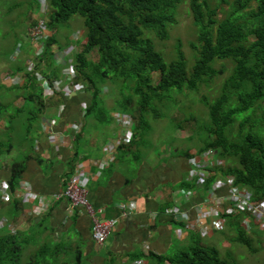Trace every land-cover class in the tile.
Listing matches in <instances>:
<instances>
[{"label": "crops", "instance_id": "crops-1", "mask_svg": "<svg viewBox=\"0 0 264 264\" xmlns=\"http://www.w3.org/2000/svg\"><path fill=\"white\" fill-rule=\"evenodd\" d=\"M63 79L52 80L61 81L63 91L52 96L58 100L54 104L49 105L45 98L43 111L28 133V115L20 110L34 106L26 104L23 96L31 88L26 87L25 76L11 80L1 72L0 184L9 188V197L4 199L0 185V229H6L2 237L12 235L11 227L16 228L19 238H29L28 249L47 247L58 264H74L77 254L81 255L80 264H143L190 247L194 238L200 237L198 229L192 228L196 220L193 206L209 195L206 184L191 178L192 165L186 153L154 144L144 148L141 135L134 137L135 122L122 124L118 118L123 113L112 108L115 104L105 103L110 115L107 122L86 110L83 113L92 102L91 92L78 91L65 76ZM14 90L21 94L12 95ZM108 142L115 147L106 150ZM79 163L84 166L82 179L89 203L103 209L102 218L116 220L103 245L93 241L92 222L84 208L76 207L70 213L68 203L55 198ZM17 164L23 172L12 184ZM213 173L210 178L220 181L215 195L222 198L221 207H228L229 201L223 199L231 190L227 175L218 166ZM22 182L29 183L30 189L22 188ZM187 189L194 191L189 200L183 197ZM39 205L44 211L32 213ZM119 205L125 206V215ZM173 205L186 212L188 221L172 218L169 208ZM240 214L246 215L243 220L252 218L245 211ZM225 220L222 231L231 227L228 217ZM209 222L212 217H207L205 223Z\"/></svg>", "mask_w": 264, "mask_h": 264}, {"label": "trees", "instance_id": "trees-1", "mask_svg": "<svg viewBox=\"0 0 264 264\" xmlns=\"http://www.w3.org/2000/svg\"><path fill=\"white\" fill-rule=\"evenodd\" d=\"M47 1L52 9L48 18L50 30L75 15L85 19L86 44L81 52L75 53L74 61L75 81L86 84L92 95L87 114L97 115L107 122L110 115L106 112L104 97H113L115 90L112 108L132 118L136 124L134 137L141 135V141L146 135L145 128L150 127L148 114L153 112L161 116L154 106L166 99V93L172 89L196 91L203 83L213 82L224 73L223 69L216 68L214 61H230L232 70L218 97L213 102L205 98L210 139L199 152L216 150L218 157L225 161L218 166L221 173L234 176L236 185L250 189L254 199H264V0H232L230 13L219 22L213 17L216 8L210 9L199 0H190L199 53L191 75H188L181 49L178 59L166 64L152 39L145 36L148 31L161 40L168 39V27L176 22L174 16L181 0ZM219 1L227 4L229 0ZM52 35L44 43L43 53L54 44ZM93 51L98 53L96 61L88 57ZM154 74L159 75L158 80L154 79ZM25 78L26 87L31 88L25 102L34 106L20 111L28 115L27 130L31 133L34 121L43 111L44 95L35 76L26 75ZM108 82L112 84V93L103 97L102 86ZM116 85L120 86V94ZM237 122L239 128L234 132L232 128ZM185 153L188 157L195 154L189 150ZM19 165L14 166L12 184L22 175L23 168ZM214 178H209L205 186ZM245 217L239 213L229 215L228 220L237 231L234 240L254 251L255 238L242 225ZM261 233L264 231L255 232V235ZM29 243V238L22 239L16 234L1 237L0 264H58L52 260L47 247L35 248L28 261L22 262ZM153 259L157 264H240L234 259L222 258L218 248L204 245L201 237H195L187 249ZM80 262L81 255L77 254L74 264Z\"/></svg>", "mask_w": 264, "mask_h": 264}, {"label": "rangeland", "instance_id": "rangeland-1", "mask_svg": "<svg viewBox=\"0 0 264 264\" xmlns=\"http://www.w3.org/2000/svg\"><path fill=\"white\" fill-rule=\"evenodd\" d=\"M41 1L45 0H0V75L1 72L2 74L7 73L11 80L20 75H33L35 77L41 75L50 80L53 78L63 79V70L69 63H76L74 61L75 53L81 52L85 47L87 35L85 19L80 15H75L66 22L56 24L55 28L50 30L48 18H50L52 9L48 2V14H43ZM199 2L205 3L210 9L216 8L217 13L213 17L219 22L228 16L233 1L229 0L227 4H221L219 0H199ZM174 18L175 24H170L168 27V39L161 40L154 33L148 31H145V36L152 39L155 49L161 53L166 64L177 60L178 51L181 49L187 64L188 75H191L199 53L196 51V47L198 48L197 27L194 25L191 16L190 0H181ZM42 20L46 21L49 37L53 33L54 38V44L47 48L44 53L45 39H35L29 32L33 25H37ZM77 32L82 36L79 42L75 40ZM39 46L42 47V53L39 54L41 56L36 57L40 51ZM72 46L73 48L70 49ZM66 50L68 54L64 53ZM88 57L90 60L96 61L98 53L93 51ZM214 65L218 69H223L224 73L213 82L203 83L196 91L186 89L181 92L172 89L166 93L167 97L162 103L153 105L155 109L160 111L161 116L157 117L153 112L148 114L150 127L148 130L145 128L144 148L148 149L154 144L156 148H165L167 151L185 153L189 150L195 154L199 153V149L204 146L206 140L210 139L206 128L209 123V110L205 105V98L213 102L218 97L221 86L230 75L233 66L228 60L214 61ZM158 78L159 75L154 74V79L158 80ZM6 81L9 82L8 79ZM62 81L65 82L64 79ZM111 85L108 82L107 85L102 86L104 94L112 93ZM120 86L122 88V84ZM120 86H115L118 94H120ZM36 90L38 89L36 88ZM29 93L30 91H25L23 96L26 98ZM115 93L116 91L113 90V97L108 96L107 98L102 94L105 102L113 105ZM20 94L21 90H14L12 95ZM56 101L58 100L53 97L46 99L49 105ZM238 128L237 122L232 130L237 132ZM212 150L220 165H224L225 161L218 157L216 150ZM148 152L149 150H146V153ZM1 199L0 197V202ZM249 221L254 226L253 231L249 232L255 238L254 251L246 244L234 240L237 231L236 228L232 227H228L224 231L213 229L206 235L200 233L201 241L204 245L217 247L222 258L234 259L240 264H264V233L255 235V232L257 233L260 229L258 226L255 228L253 218H249ZM3 232H6V229H0V237L3 236ZM13 234L15 233L13 232ZM30 249L32 250L33 247L24 252L22 262L28 261L29 254L32 253ZM176 252L166 256H171ZM143 264L157 263L155 260L149 259Z\"/></svg>", "mask_w": 264, "mask_h": 264}, {"label": "built area", "instance_id": "built-area-1", "mask_svg": "<svg viewBox=\"0 0 264 264\" xmlns=\"http://www.w3.org/2000/svg\"><path fill=\"white\" fill-rule=\"evenodd\" d=\"M41 9L43 14H48L49 5L47 0L41 1ZM30 34L33 38L41 40L47 39L48 29L46 21L42 20L37 25H33L30 29ZM50 33V32H49ZM75 40H80V34H75ZM65 54H68L67 51H64ZM39 52L37 53V55ZM33 66V65H32ZM63 75L68 79L71 83L77 75V70L72 63H69L67 67L63 70ZM39 82L41 83V87L47 95H57L62 93L63 83L59 80H54L53 82H49L45 78L39 76ZM76 87V88H75ZM75 89L78 91H82L85 89L84 84L75 85ZM61 112V111H60ZM85 113V109L82 111ZM122 124L124 125H133V120L130 116H125L123 114L118 118ZM54 122V121H53ZM52 123V122H51ZM118 146V145H117ZM116 146V148H117ZM110 147H115L114 144L108 142L105 145V149L109 150ZM190 163L192 165L191 178L198 180L201 184H206V181L215 173L214 166L220 165L218 159L214 155V151L212 149H207L200 153H196L193 156L189 157ZM219 163V164H218ZM84 166L79 163L75 169V174L67 179L65 183V188L62 193L58 194L56 199H63L68 203L69 212L71 213L76 207H82L88 214L91 219L92 227H91V237L93 241L97 245H103L107 240L109 234L114 230L116 220L114 219H105L103 216L102 208H94L88 201L87 198V188L83 182L84 177ZM83 176V177H82ZM226 181L228 185L231 187L230 193L227 197H223L229 201L228 207H221V197H216L215 193L220 181H213L209 186L206 187V192L209 196L205 198L202 202L194 204V210L196 212V220L195 223L192 224L193 229H198V231L202 235L208 234L213 229H223L226 224V217L229 215L239 214L241 211H245L248 213L253 220L255 221V228H258L264 231V199L256 200L254 199L253 192L242 186H238L235 183V178L232 175L226 176ZM1 191L2 198L8 199L9 197V188L4 183L1 182ZM22 188L30 189V184L27 182H22ZM194 193L193 190L187 189L185 193H183V197L186 200H189ZM122 212L125 215V206L119 205ZM128 210V207H127ZM44 211L43 206H36L32 209V213L40 214ZM169 212L172 215V218L177 222H186L188 221V217L185 211H183L178 205H173L169 208ZM207 217H212V223H205ZM196 222L200 223V226L196 227ZM3 224V223H2ZM4 225V224H3ZM243 227L247 232H251L254 229V226L249 220H243ZM16 233V228L11 227V233Z\"/></svg>", "mask_w": 264, "mask_h": 264}, {"label": "clouds", "instance_id": "clouds-1", "mask_svg": "<svg viewBox=\"0 0 264 264\" xmlns=\"http://www.w3.org/2000/svg\"><path fill=\"white\" fill-rule=\"evenodd\" d=\"M48 2V1H47ZM49 4V3H48ZM77 33H79V32H77ZM80 34V33H79ZM52 35V34H51ZM50 35V36H51ZM49 38V37H48ZM48 38L47 39H45V42L46 41H48ZM82 38V36H81V34H80V39ZM80 41V40H79ZM76 42H78V41H76ZM73 47H71V49H72ZM39 49H40V51H39V54H41L42 53V47L41 46H39ZM70 50V49H69ZM67 51V50H66ZM36 55V57L38 56H41V55ZM74 66H75V64L74 63H72ZM76 68V67H75ZM77 70V69H76ZM41 76V75H40ZM42 77V76H41ZM36 79H37V82H38V84H39V87H40V89L42 90V92H43V95H44V100H45V98H48V99H50V98H52V96H50V95H47L45 92H44V90L42 89V87H41V83L39 82V80H38V77H36ZM46 79V78H45ZM76 79V78H75ZM75 79L70 83L72 86H75V85H77V84H84V83H82V82H76L75 81ZM46 80H48L49 82H53V81H50L48 78L46 79ZM85 85V89H83L82 91H84V90H86L87 89V86H86V84H84ZM62 108V107H61ZM87 109V108H86ZM85 109V110H86ZM62 112V111H61ZM200 153V152H199Z\"/></svg>", "mask_w": 264, "mask_h": 264}]
</instances>
